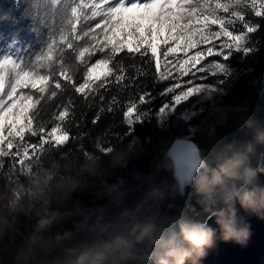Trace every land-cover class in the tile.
<instances>
[{"label": "trees", "instance_id": "1", "mask_svg": "<svg viewBox=\"0 0 264 264\" xmlns=\"http://www.w3.org/2000/svg\"><path fill=\"white\" fill-rule=\"evenodd\" d=\"M72 4V1L62 4L54 14L48 15L39 12L34 0H0V51L20 42L24 63L31 65L66 27ZM248 20L253 26L259 25L247 44L251 51L233 52L227 60L228 74L208 76L204 80L219 86L221 91L208 98H191L179 106L165 124L160 125L158 116L172 100L159 93L169 81L160 80L155 62L149 65V53L143 61L125 59L128 65L125 74L132 73L133 80L127 90L118 94L121 103L126 104L140 94L141 88L152 93L155 99L149 105L150 114L142 121L127 126L122 124L119 112L115 115L105 112L93 126L95 109L85 108L81 101L77 105V118L79 121L80 112H85L90 134L73 137L71 142L68 138L64 145L51 139L38 144L37 156L27 161L11 153V160H15L12 163L6 155L0 166V194L11 193L17 185L28 187L33 177H43L45 173L54 174L53 184L79 180L81 186L63 206L54 200L50 209H46L41 201L31 208L25 207L15 217L8 216L11 226L0 233V264H67L71 256L64 249L91 243L104 225L116 221L120 213L137 205L141 206L138 213L141 218L154 217L169 233L178 232L181 222L203 224L211 214L220 211L245 182L227 181L226 186L217 189L211 197L198 192L195 182L182 191L168 152L178 138L193 140L205 162L197 178L210 174V170L238 155L246 154L253 170L260 164L264 152V18L249 13ZM112 80L109 77V81ZM117 92L113 85L107 95L110 97ZM188 110L195 113L186 119L182 115ZM109 127L115 136L114 146H106L104 130ZM71 131L76 129L73 127ZM117 156L122 157L119 163L114 162ZM81 165L94 166L95 173L83 171ZM154 189H160L163 198L150 199L149 193ZM57 209L62 213L71 211L74 215L54 226L50 235L66 231L76 235L54 252L37 250L38 255L28 261L18 258L21 250L27 249L37 220Z\"/></svg>", "mask_w": 264, "mask_h": 264}, {"label": "snow or ice", "instance_id": "2", "mask_svg": "<svg viewBox=\"0 0 264 264\" xmlns=\"http://www.w3.org/2000/svg\"><path fill=\"white\" fill-rule=\"evenodd\" d=\"M156 5L159 11L152 12ZM239 5L240 0H75L66 27L31 65L11 56L0 58V150L13 140H19L28 152L54 135H67L71 142L73 137L90 134L85 112H80L79 121L77 118L81 101L85 108L95 109L93 126L105 112H119L127 126L142 121L150 114L149 105L155 98L141 88L126 104L118 99L119 92L127 90L133 80L132 73L125 74L126 58L143 61L150 53L149 65L155 62L157 70L163 66L159 78L169 83L160 96L180 103L198 94L205 87L198 81L223 71L224 65L215 58L227 59L231 50L240 51L247 33L258 30L259 25L253 26L248 14L264 18V0ZM209 9L211 15H202ZM213 26L218 30L213 31ZM161 46L162 65L158 59ZM113 85L118 92L109 97ZM21 117L23 124L19 123ZM104 131L106 146H114L113 129ZM11 153L19 156L17 145ZM11 153H6L10 160Z\"/></svg>", "mask_w": 264, "mask_h": 264}, {"label": "clouds", "instance_id": "3", "mask_svg": "<svg viewBox=\"0 0 264 264\" xmlns=\"http://www.w3.org/2000/svg\"><path fill=\"white\" fill-rule=\"evenodd\" d=\"M247 0H240L243 7ZM122 157H115L119 163ZM69 168L72 166L69 165ZM83 171L95 173L92 165H81ZM257 173L249 165V157L235 156L226 161L210 174L197 178L195 175L189 183L195 182L197 191L211 197L217 190L226 186L227 181L243 180L251 184ZM54 174L45 173L43 177H33L28 187L17 185L11 193L0 194V233L10 227L8 216L15 217L25 207L31 208L37 202H43L50 209L55 200L61 206L71 193L81 186L79 180L70 183H52ZM164 193L154 189L149 193L150 199H161ZM26 200V203H25ZM239 202L245 210L260 212L264 210V189L253 187L240 192L235 190V196L227 213H221L217 218L222 239L225 242L235 241L243 244L250 236L248 227H238L235 213V202ZM140 205L120 213L118 219L104 225L91 243L79 245L72 249H64L71 256L67 264H198L199 259L207 254V250L215 243L216 232L206 224H179V231L165 232L154 217L141 218L138 213ZM71 211L60 212L51 210L50 214L41 216L29 239L26 250H21L18 258L25 261L38 255V251L54 252L58 247L70 241L76 233L66 231L63 234L50 235L54 226L70 218ZM79 229H77L78 231Z\"/></svg>", "mask_w": 264, "mask_h": 264}, {"label": "water", "instance_id": "4", "mask_svg": "<svg viewBox=\"0 0 264 264\" xmlns=\"http://www.w3.org/2000/svg\"><path fill=\"white\" fill-rule=\"evenodd\" d=\"M264 101V87L262 91ZM264 132V130H263ZM169 157L175 166V177L181 190L189 185L191 178L204 167V160L197 144L189 138L176 139L169 148ZM257 175L251 184H244L239 191L259 187L264 189V152L261 162L255 169ZM234 196H231L220 211L211 214L203 223L211 227L215 232V243L207 250V254L199 259L198 264H264V210L253 212L245 210L240 203L235 202L237 226L248 227L250 236L243 244L235 241L225 242L222 239L220 225L217 218L221 213H227Z\"/></svg>", "mask_w": 264, "mask_h": 264}, {"label": "rangeland", "instance_id": "5", "mask_svg": "<svg viewBox=\"0 0 264 264\" xmlns=\"http://www.w3.org/2000/svg\"><path fill=\"white\" fill-rule=\"evenodd\" d=\"M70 1H72V3L75 2V0H59V3H55L54 0H34L35 5L37 7V9L39 10V12L42 13H46L48 15H52L54 14V11L59 8L60 5L64 4H68L70 3ZM209 3H214L215 0H208ZM191 6H195V3H193ZM152 12H156L159 11V5L154 6V8L151 10ZM137 15H140V13H136ZM202 15H211V10L209 9L208 11L204 12ZM147 22V21H145ZM186 22H190V21H186ZM237 27H239V25H237ZM213 31L218 30L216 28V26H213L212 28ZM254 32L251 33H247V35L245 36V43L242 45L241 50H244L245 48H247V44L249 43L250 40V36L251 34H253ZM181 43H183V39L181 40ZM203 49V46H201V50ZM240 50V51H241ZM193 50V54H194ZM162 52H163V46H161V48L158 50V59L160 60L161 65L163 64V57H162ZM236 52L235 49L231 50V54L228 56L227 59H222L220 57H216L215 59L220 60L221 64L224 65L223 71H217L215 75H207L205 76V78L201 81H198L199 83H202L203 85H205L204 88H202L198 94L196 95H192L188 98H186L184 101L180 102V103H174L173 101L168 105V107L164 108V111L161 113H159L158 116V120L160 125L165 124L170 117L176 112V109L181 106L182 104H184L185 102H187L188 100H190L193 97H197V96H202L203 98H208L210 96H212L214 93L221 91V88L219 86H215V85H211V84H207L204 82V80L208 77V76H218V75H225L229 73V67H228V63L227 60L231 57L232 53ZM178 55L182 56V53H178ZM4 56H11L14 59H16L18 62L22 63L25 65L24 63V55H23V47L22 44L20 42L15 43L14 45H12L9 49L4 50V51H0V58H3ZM172 58L169 57V60H171ZM210 60L213 58H209ZM26 66V65H25ZM165 71V69L163 68V66H161L159 68V73ZM173 75H175V73H173ZM185 80H187V77L184 78ZM194 111L192 110H188L185 113H183V117L186 119H189L192 115H194ZM15 119V118H13ZM19 123L23 124L24 120L21 117L19 119ZM34 126V124H33ZM16 129L15 127L13 128V133H15ZM29 136V133L27 131H25V138L27 139ZM52 141H54L56 144H60V145H64L67 140H68V136L67 135H54L51 139ZM13 145H17V152L19 153L20 158L24 159L22 161H27L28 158H33L34 156H37L38 152H39V147L36 146L34 149H31L28 152H24L23 148L20 146V141L19 140H13L11 144L8 145L7 149H3L0 150V166H2L3 162H4V157L7 155L6 153H11V149L13 147ZM16 155V153H13Z\"/></svg>", "mask_w": 264, "mask_h": 264}, {"label": "bare ground", "instance_id": "6", "mask_svg": "<svg viewBox=\"0 0 264 264\" xmlns=\"http://www.w3.org/2000/svg\"><path fill=\"white\" fill-rule=\"evenodd\" d=\"M60 145V144H59Z\"/></svg>", "mask_w": 264, "mask_h": 264}]
</instances>
